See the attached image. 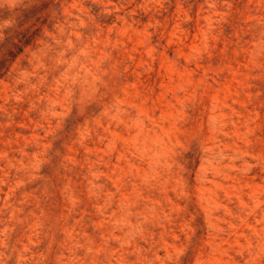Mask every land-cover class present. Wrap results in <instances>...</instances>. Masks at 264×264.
<instances>
[{
	"label": "rangeland",
	"instance_id": "1",
	"mask_svg": "<svg viewBox=\"0 0 264 264\" xmlns=\"http://www.w3.org/2000/svg\"><path fill=\"white\" fill-rule=\"evenodd\" d=\"M0 264H264V0H0Z\"/></svg>",
	"mask_w": 264,
	"mask_h": 264
}]
</instances>
